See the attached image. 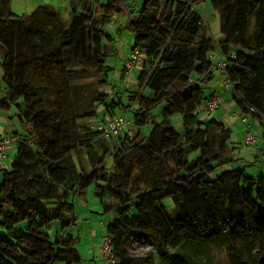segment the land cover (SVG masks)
Wrapping results in <instances>:
<instances>
[{
    "label": "trees",
    "instance_id": "trees-1",
    "mask_svg": "<svg viewBox=\"0 0 264 264\" xmlns=\"http://www.w3.org/2000/svg\"><path fill=\"white\" fill-rule=\"evenodd\" d=\"M201 1L143 0L132 17L126 0H69L64 24L51 5L17 14L0 0L8 89L0 105L14 106L22 129L2 170L0 264H81L79 238L57 230L51 239L48 229L75 223L74 197L93 182L102 213L111 214L101 221L116 264H212L214 248L226 264H264V173L251 177L231 164L230 128L199 117L216 93H208L216 47L234 83L227 94L263 126L253 163L264 158V0H210L220 17L218 43L197 10ZM116 14L129 16L131 49L143 53L135 86L118 96L108 78L113 36L104 27ZM55 71L67 88L49 76ZM101 109L107 116L132 111L131 126L104 138L90 127ZM176 115L181 131L171 125ZM22 221L25 229L15 226ZM140 244L151 252L135 254Z\"/></svg>",
    "mask_w": 264,
    "mask_h": 264
},
{
    "label": "rangeland",
    "instance_id": "rangeland-1",
    "mask_svg": "<svg viewBox=\"0 0 264 264\" xmlns=\"http://www.w3.org/2000/svg\"><path fill=\"white\" fill-rule=\"evenodd\" d=\"M105 1L106 0H99V2H102V3ZM126 2L129 3L131 7L133 8V11L131 14L132 17L136 16L138 9L141 7L143 3V0H126ZM45 4L56 6L57 7L56 10L60 14V17L63 20V23L68 24L69 18H70V8H69L70 6H68V0H11V6L13 8L12 11L17 14H28L32 10L36 9L38 6L45 5ZM196 7H197L199 14L202 16L204 22L207 25V31H208L209 36L214 41V43H218V40L220 38V17H219L218 10L213 6L210 0L201 1L200 3L196 5ZM128 18L129 16L127 14L112 15L111 20L104 25L105 30L111 33L113 36L111 45L114 47V50L111 52V56H109V59L107 60V62L112 67V69L109 70L108 72V78L110 80V83H112L111 85L115 88V90H117L114 94L115 96H118L120 92L123 91V87H124L123 80L125 79V74L121 76L120 73L124 71V68H122L123 63L126 60V58L129 57L131 46L133 44L134 34L129 29L125 28L124 26ZM45 28H48V27H45ZM138 72H139V68H133L131 75L135 77L137 76ZM57 73L58 71L52 72V74H50L49 76H51V78L53 79V81L55 82L57 86H61V88H67L65 81L62 79L60 75H58L59 73L58 74ZM217 78H219L218 75H217ZM48 83L50 84V82ZM129 83L130 81L128 80L126 84L128 85ZM167 85H168V82L166 81L162 82V86L164 88ZM57 86H54L55 93L56 95H59L61 90ZM227 100H229V98H227ZM220 104L219 106L221 107L218 106V108L213 112L216 114L215 117L218 120L222 121L224 124H228L229 121L233 122L235 120H238L243 125V122L240 120V118L234 115L233 111L235 109L231 110V109H228L227 106H222ZM102 111L104 110L101 109L99 112L100 115H98V117L100 118H104L105 116L104 112ZM201 112L202 111L199 112V116L203 115V113ZM119 114L123 115L125 118H128V117L131 118L132 111H129L127 109L115 110L114 115H119ZM248 121L252 123L251 125L252 131L257 137V141L258 140L260 141L262 137V133H263V126H261L258 120H253L251 116L248 117ZM171 125L177 131H181L182 130L181 116L180 115L173 116L171 118ZM16 130L20 134L22 133V129L20 126H16ZM149 130H150L149 124L142 127V132L144 134H147ZM233 136H234V132L231 131V136H230L231 146L234 143ZM241 136H239V138ZM114 142L115 141H113L112 139L111 143H114ZM256 145H253L254 149L256 148L255 147ZM247 149L248 148H244V147L242 148V146L241 148L236 147L232 149V154L234 156L235 161L231 164H234L235 167L245 168V171L248 174V176L257 178L258 176L264 173V158H261L257 162L253 163V160H249L248 158L249 152ZM15 152L14 150L12 151L14 155H15ZM80 156L82 158L83 163L87 167V158L85 154L83 155L80 154ZM193 156H197V153L196 152L193 153ZM106 162H107V165L109 166L111 163L110 155L106 156ZM228 168H231L230 164L226 166V169ZM74 204H75V214H76L75 223L69 227H66L65 229L61 231L60 225L58 224V222L54 221L51 225L52 227L48 229L49 236L51 239H54L56 235L55 232L58 230L60 236L78 237L79 239L76 244V250L81 257V260H82L81 264H88L93 260V258L97 259V257L102 263L103 260L101 258L100 250H99L100 240L98 243L95 242L93 237L90 236V234L92 233L93 230L97 234L98 228H99L100 230L99 235L101 234L102 236V234L105 232V229L102 228L100 221L103 220L106 224L111 218V214L102 213V208L99 204L98 197L96 196V193H95V183L94 182L89 184L85 188L84 193L81 196L77 195L74 197ZM163 204L165 205L166 209L169 212L172 211L173 202L170 197L163 199ZM0 220H1V217H0ZM15 226L18 228L25 229V227L27 226V222L22 221L16 224ZM3 235H6V230L0 226V236H3ZM92 235L94 236L93 233ZM151 249L152 248L149 245L140 244V246L134 247L133 252L135 254H145V253L151 252ZM211 251H212L211 255L213 258L212 264H226V257L222 250H218L214 248V249H211ZM155 261H157V257H155ZM54 264H62V263L57 261Z\"/></svg>",
    "mask_w": 264,
    "mask_h": 264
},
{
    "label": "built area",
    "instance_id": "built-area-1",
    "mask_svg": "<svg viewBox=\"0 0 264 264\" xmlns=\"http://www.w3.org/2000/svg\"><path fill=\"white\" fill-rule=\"evenodd\" d=\"M208 57L214 63V69L219 74V83L223 88L224 93H229L234 89V83L230 80L229 74L226 68V62L224 57L220 55L216 47L209 53ZM143 67V53L136 47L132 48L129 53V57L124 63V71L126 75L132 73L133 68ZM223 93H214L200 107V111L205 114L213 113L221 101L223 100ZM250 111H253L249 108ZM236 115L244 124V132L239 139V144L243 147H250L257 142V137L252 131V123L248 121L250 114H243L240 110H234ZM253 120H257L252 116ZM131 121L129 118H125L123 115L106 116L103 119L96 118L90 124L92 129L99 131L100 135L104 138L112 137L118 134L123 128H129ZM18 137L15 135H1L0 136V167H3V158L5 157L6 150L13 145H17ZM102 228L105 229L104 234L100 238L99 250L104 264H116V258L111 250L110 237L106 232L105 224L100 221Z\"/></svg>",
    "mask_w": 264,
    "mask_h": 264
},
{
    "label": "crops",
    "instance_id": "crops-1",
    "mask_svg": "<svg viewBox=\"0 0 264 264\" xmlns=\"http://www.w3.org/2000/svg\"><path fill=\"white\" fill-rule=\"evenodd\" d=\"M9 5H10V8L13 9L12 6H11V0H9ZM68 6H70L69 0H68ZM53 7L55 9H57L56 6L53 5ZM3 54H4L3 50H1L0 51V58L3 57ZM2 61H3V58H1V60H0V100L5 98L7 93H8V89L6 88V84H5V69H4L3 65H2ZM122 68H124V63H123V67ZM120 74H121V76H123L125 74V71L121 72ZM217 75L219 76V74L215 71V78L211 82L208 83V86H209L208 93L211 92L212 90H214L216 93H223L224 94L223 95L224 99H223V101H222V103L220 105L227 106V108L231 109V110H233V109L237 110V107L234 104V102L232 101L230 95L223 92V88L220 86L219 78H217ZM128 80L130 81V83L127 85L126 82ZM123 82H124L123 91L126 90L128 87L132 88V86H135V84H136V76L134 77L131 74H129V75L125 74V79L123 80ZM227 98H229V100H227ZM219 107H221V106H219ZM114 113H115V111H114ZM201 113H203V115L199 116L200 119L203 118L204 120H206L210 116L216 118L215 117L216 116L215 113H211L210 115L209 114L207 115L204 112H201ZM106 115L107 114H105L104 117H106ZM229 116H230V114H229ZM98 118H100V117H98ZM225 125L228 126L230 128V130L234 132V136H233V141L235 143V144L233 143L234 148H236V147L241 148V146L239 144V139H240L239 136H241V134L244 132V124L242 125V123L240 121L235 120L233 122L229 121V123L225 124ZM16 126H20V123H19V119H18V117L16 115V110H15L14 106L10 105V106L7 107V106H1L0 105V136L4 135V134L5 135H15V136H17L16 134L19 133V132L16 130ZM237 136H238V138H237ZM258 141L256 142V144L258 146L256 144H254V145H256L255 149H254L253 145H252L253 148L251 146L250 147H244V148H248L247 150L249 152L248 153L249 160L254 159V156L257 157L260 154V149L263 147V143H262L261 140L259 142ZM242 148H243V146H242ZM13 150L15 152V150H16V146L15 145L10 146L5 152V157L3 158V168L2 167L0 168V186H1V183H2V170L4 168L8 169L10 167L11 161H12V159L14 157V154L12 153ZM92 233L94 234V236L92 235ZM92 233L90 234V236L93 237L94 241L98 243L99 240H100V237H101V234L99 235V233H100L99 228H98V233H97L98 235L96 234V232L94 230L92 231ZM88 264H104V261H102V263H101V261L97 257V259L93 258V260L90 263H88Z\"/></svg>",
    "mask_w": 264,
    "mask_h": 264
}]
</instances>
